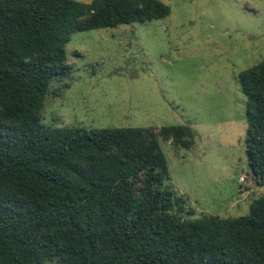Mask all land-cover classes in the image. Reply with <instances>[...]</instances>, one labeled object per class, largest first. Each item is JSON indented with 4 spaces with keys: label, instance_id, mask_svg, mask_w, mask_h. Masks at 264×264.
Returning a JSON list of instances; mask_svg holds the SVG:
<instances>
[{
    "label": "trees",
    "instance_id": "trees-1",
    "mask_svg": "<svg viewBox=\"0 0 264 264\" xmlns=\"http://www.w3.org/2000/svg\"><path fill=\"white\" fill-rule=\"evenodd\" d=\"M160 0H0V264H264V197L246 217L175 216L161 140L188 126L55 128L41 113L77 32L169 17ZM246 154L264 188V61L244 71Z\"/></svg>",
    "mask_w": 264,
    "mask_h": 264
},
{
    "label": "rangeland",
    "instance_id": "rangeland-1",
    "mask_svg": "<svg viewBox=\"0 0 264 264\" xmlns=\"http://www.w3.org/2000/svg\"><path fill=\"white\" fill-rule=\"evenodd\" d=\"M160 1L171 8L165 19L71 36L70 69L54 78L41 123L157 133L188 126L191 149L161 140L167 186L183 201L173 214L246 217L264 188L248 164L240 75L264 61V0Z\"/></svg>",
    "mask_w": 264,
    "mask_h": 264
}]
</instances>
